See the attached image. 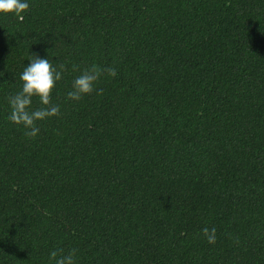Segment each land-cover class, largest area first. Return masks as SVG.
<instances>
[{
    "label": "trees",
    "instance_id": "obj_1",
    "mask_svg": "<svg viewBox=\"0 0 264 264\" xmlns=\"http://www.w3.org/2000/svg\"><path fill=\"white\" fill-rule=\"evenodd\" d=\"M27 2L0 13V264H264V0ZM32 53L67 67L34 139L7 119ZM93 64L118 75L68 100Z\"/></svg>",
    "mask_w": 264,
    "mask_h": 264
},
{
    "label": "clouds",
    "instance_id": "obj_2",
    "mask_svg": "<svg viewBox=\"0 0 264 264\" xmlns=\"http://www.w3.org/2000/svg\"><path fill=\"white\" fill-rule=\"evenodd\" d=\"M30 8L27 0H0V13H13L23 19L22 13ZM30 63L27 64L19 79L22 81V90L7 97L11 112L7 119L16 124L22 125L25 129L24 135L34 139L40 132L37 121L53 116H60V106L52 103V91L57 81L63 78L67 71L65 64L54 66L49 59L40 58L38 54L32 53L29 56ZM76 70V69H74ZM116 77L118 72L115 67H100L96 64L85 68L79 76L72 81L71 90L67 92V99L79 101L85 95L95 92L103 94V89H97L94 85L102 75ZM38 97L39 108L32 109V98ZM204 238L209 244L216 243V228L204 227L202 230ZM77 249L72 248L65 253L63 248L54 249L49 253V264H76Z\"/></svg>",
    "mask_w": 264,
    "mask_h": 264
}]
</instances>
